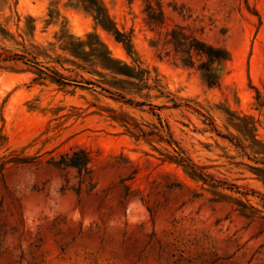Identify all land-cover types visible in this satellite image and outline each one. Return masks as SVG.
<instances>
[{
    "label": "rangeland",
    "instance_id": "rangeland-1",
    "mask_svg": "<svg viewBox=\"0 0 264 264\" xmlns=\"http://www.w3.org/2000/svg\"><path fill=\"white\" fill-rule=\"evenodd\" d=\"M0 264H264V0H0Z\"/></svg>",
    "mask_w": 264,
    "mask_h": 264
},
{
    "label": "clouds",
    "instance_id": "clouds-1",
    "mask_svg": "<svg viewBox=\"0 0 264 264\" xmlns=\"http://www.w3.org/2000/svg\"><path fill=\"white\" fill-rule=\"evenodd\" d=\"M138 203H139V201H138ZM141 206H142V203H141ZM125 215L127 217V213ZM78 218L79 217H77V219ZM144 219H145V217H143V216H137L136 218L128 217L126 219V222L129 223V224H139V223H142ZM109 223L111 224L112 221H110ZM87 226H88V221H85V227H87Z\"/></svg>",
    "mask_w": 264,
    "mask_h": 264
},
{
    "label": "trees",
    "instance_id": "trees-1",
    "mask_svg": "<svg viewBox=\"0 0 264 264\" xmlns=\"http://www.w3.org/2000/svg\"><path fill=\"white\" fill-rule=\"evenodd\" d=\"M117 34H118V36H120L121 35L120 31H117Z\"/></svg>",
    "mask_w": 264,
    "mask_h": 264
}]
</instances>
